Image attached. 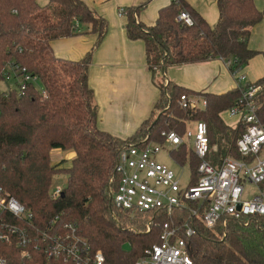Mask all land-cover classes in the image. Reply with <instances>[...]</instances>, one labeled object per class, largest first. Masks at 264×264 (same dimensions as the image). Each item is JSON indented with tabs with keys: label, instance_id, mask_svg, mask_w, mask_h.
<instances>
[{
	"label": "trees",
	"instance_id": "obj_1",
	"mask_svg": "<svg viewBox=\"0 0 264 264\" xmlns=\"http://www.w3.org/2000/svg\"><path fill=\"white\" fill-rule=\"evenodd\" d=\"M217 7L215 26L187 0H173L161 9L153 26L138 21L145 4L128 8L126 34L132 41L144 42L149 61L153 58L163 72L171 66L213 59L232 60L230 70L234 71L259 54L264 58V52L249 48L252 29L264 18L255 1L217 0ZM182 11L192 18V26L177 20ZM81 25L91 26L97 35L96 48L107 25L82 0H49L44 6L38 0H0V81L12 64L18 70L25 68L40 84L39 88L29 84L24 95L16 90L6 97L0 95V187L29 209L37 224L43 225L57 214L77 224L92 252L104 255V264H134L146 248L159 242L168 217H154L148 233L128 231L136 222L116 211L107 193L120 149L148 133L151 141L163 143L162 131L182 135L189 122L202 121L208 127L211 145L217 146V158L240 159L235 142L243 127L227 125L223 116L238 101L241 90L216 95L167 82L150 119L130 137L117 138L98 128V110L89 85L95 48L79 61L57 59L52 50L54 41L74 37ZM256 84L262 87L258 102L264 124V78ZM183 95L203 96L205 110L189 113L181 109L178 101ZM56 150L74 153L71 167L58 168L62 162L52 165L51 155ZM172 155L189 166L194 184L198 159L186 147ZM58 172L67 175V186L54 198L51 186ZM197 228V235L189 240L194 264H264V217L247 226L231 221L225 238L221 231L216 233L201 224ZM13 253V248L0 243V258L10 260Z\"/></svg>",
	"mask_w": 264,
	"mask_h": 264
},
{
	"label": "built area",
	"instance_id": "obj_2",
	"mask_svg": "<svg viewBox=\"0 0 264 264\" xmlns=\"http://www.w3.org/2000/svg\"><path fill=\"white\" fill-rule=\"evenodd\" d=\"M119 16H126L124 9L119 10ZM177 20L193 25L186 11ZM224 63L229 70L233 67L232 60ZM230 71L241 96L226 115L236 121L234 128L243 127L242 135L235 142L240 159L217 158V146L211 145L208 127L202 121L189 122L182 135L172 130L162 131L163 143L151 141L148 133L118 153L107 193L114 209L136 222L128 226V231L148 233L154 217H168L162 225L159 242L146 248L134 264H194L189 240L197 235L198 225L216 233L221 231L225 238L231 221L247 226L253 219L264 217V124L259 118L258 102L262 87L249 82L241 69ZM10 72L16 78L21 77L16 91L20 95L25 94L29 84L36 86L38 82L25 68L18 70L12 64L4 72V80L10 79ZM9 93L0 91L3 97ZM178 104L189 113L205 110L207 106L205 98L197 95H183ZM182 147L198 159L194 184L191 171L189 182L183 185V172L177 175L157 160L162 149L168 148L169 156L181 168H189L172 155ZM249 185L255 186L257 192H249ZM63 190L57 186L50 194L57 198ZM112 217L117 221L115 213ZM140 220L142 224L138 225ZM0 243L15 250L10 260L0 258V264L105 263L102 253L92 252L77 224L65 220L62 214L43 225L37 224L33 213L1 187Z\"/></svg>",
	"mask_w": 264,
	"mask_h": 264
},
{
	"label": "crops",
	"instance_id": "obj_3",
	"mask_svg": "<svg viewBox=\"0 0 264 264\" xmlns=\"http://www.w3.org/2000/svg\"><path fill=\"white\" fill-rule=\"evenodd\" d=\"M82 1L97 17L106 22L107 29L103 40L95 48L97 35L91 32V26L81 25L80 33L74 37L54 41L52 50L57 59L79 61L95 48L89 67V85L98 110V126L110 128L102 131L126 139L150 119L161 94L160 72L164 74L163 85L172 82L195 92L219 95L236 88L235 79L222 59L171 66L163 72L153 58L151 62L149 61L144 42L128 39L127 19L126 16H119L120 9L145 4V8L138 14V21L145 26H153L160 10L170 5L173 0ZM254 1L258 10L264 11V0ZM44 2L49 0L42 3L38 0L41 5L46 4ZM187 2L210 26L217 24L219 18L217 0ZM249 48L264 52V18L252 29ZM241 73L252 83L263 79L262 56L259 54L254 57L241 69ZM52 156L72 162L74 153L56 150L52 152Z\"/></svg>",
	"mask_w": 264,
	"mask_h": 264
},
{
	"label": "rangeland",
	"instance_id": "obj_4",
	"mask_svg": "<svg viewBox=\"0 0 264 264\" xmlns=\"http://www.w3.org/2000/svg\"><path fill=\"white\" fill-rule=\"evenodd\" d=\"M41 3L44 0H39ZM46 1V0H45ZM44 3H48V2H44ZM46 4H43L41 6H44ZM147 5V4H146ZM124 10H126L127 8H123ZM262 56V55H261ZM262 62L264 63V58L262 57ZM246 67V65L244 66ZM242 67V68H244ZM10 79L9 80H1L0 81V91L1 92H11V91H19V85H18V81H21V77H15L13 75V73H11ZM159 76L161 77V83L160 86L162 87V85L164 84V79L163 76L164 74L162 72L159 73ZM37 87H40L39 82L36 83ZM223 120L224 122L231 126L234 127L236 125V121L234 119L229 118L228 116L224 115L223 116ZM98 128L100 130H105V129H110L107 126H98ZM107 131V130H106ZM147 131V130H146ZM64 160V161H63ZM157 160L165 165H167L171 170H173L177 175H181L183 172V177H182V184L183 185H187V183L189 182V175H190V170L188 167L181 168V166H179L172 158L171 156H169V149L168 148H163L161 153L159 154V156H157ZM62 164L60 166H58V168H69L72 165L71 160H65V159H61L59 157H51V163L52 165H59V163ZM57 186L61 187L62 189H64L67 186V175L61 172H58L57 174H55L54 178H53V183L51 186V191H53ZM247 190L249 192H257V189L255 186L253 185H249ZM247 199L250 197H246Z\"/></svg>",
	"mask_w": 264,
	"mask_h": 264
}]
</instances>
